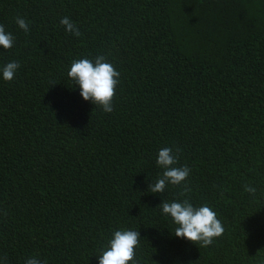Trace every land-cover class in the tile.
Listing matches in <instances>:
<instances>
[{"label": "trees", "instance_id": "1", "mask_svg": "<svg viewBox=\"0 0 264 264\" xmlns=\"http://www.w3.org/2000/svg\"><path fill=\"white\" fill-rule=\"evenodd\" d=\"M0 25V264H98L116 230L140 233L137 264L264 261V0H0ZM101 55L110 113L67 75ZM164 147L190 173L151 193ZM185 199L223 224L210 245L162 213Z\"/></svg>", "mask_w": 264, "mask_h": 264}, {"label": "clouds", "instance_id": "2", "mask_svg": "<svg viewBox=\"0 0 264 264\" xmlns=\"http://www.w3.org/2000/svg\"><path fill=\"white\" fill-rule=\"evenodd\" d=\"M15 23L25 32L29 31L27 21L22 17H16ZM60 24L66 32L77 37L81 35L76 24L65 16L61 18ZM14 36L6 32L3 25H0V46L9 49L13 46ZM20 67L19 62H8L2 68V76L5 81H11ZM73 84L78 85L80 95L86 101L101 106L106 113L113 111V98L116 94V86L120 73L104 56H97L94 60L87 58L73 60L67 73ZM180 149H176L178 153ZM177 163V156L173 154L170 147L161 148L158 151L156 164L164 169L162 175L154 184H149L151 193H163L168 184L181 185L189 176L190 169L187 166L174 167ZM190 191L185 188L182 195ZM245 191L255 194L256 188L245 185ZM161 211L170 216L173 223L178 225L173 231L179 238H185L193 243H200L201 246H208L213 239L224 232L223 224L217 219V214L209 206L203 205L193 207L188 200L183 202H163ZM140 241V233L135 230H116L107 245L103 246L98 256V264H137L135 260V248ZM24 264H44L37 257L26 258ZM264 264V261L261 262Z\"/></svg>", "mask_w": 264, "mask_h": 264}]
</instances>
